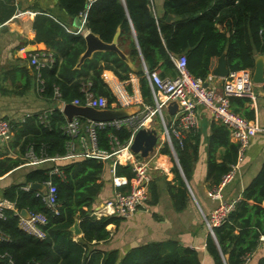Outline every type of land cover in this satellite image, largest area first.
I'll return each instance as SVG.
<instances>
[{
    "label": "trees",
    "instance_id": "1",
    "mask_svg": "<svg viewBox=\"0 0 264 264\" xmlns=\"http://www.w3.org/2000/svg\"><path fill=\"white\" fill-rule=\"evenodd\" d=\"M14 1L0 0V22L15 13ZM58 1L71 16L87 12V27L107 42H111L120 29L119 44L138 67L145 103H153L145 65L149 70L160 68L163 76H175L177 68L172 56L185 53L189 71L206 79L223 52H226L230 70L254 69L257 54L264 53V0H165L166 13L174 15L170 21L166 20L167 15L159 17L156 14L153 0ZM66 25L63 20L43 11L35 16V39L44 41L56 58L52 67H45L42 71L45 80L42 94L54 101L59 98V101L67 103L84 98L85 90L89 88L96 95L106 96L111 106L117 102V97L101 73L104 69H111L121 80H128L133 67L110 50L96 52L77 67L79 57L86 49V40L84 34L71 32ZM57 88L60 97L56 95ZM127 89L133 93L131 83L127 84ZM249 100L247 97H231L232 109L253 118V110L242 109ZM117 106H120L118 102ZM41 114L36 113L27 119L18 130V136L27 135L21 146L22 155L30 145L39 156L66 153L70 135L65 129L67 118L62 109L56 104L46 117L41 118ZM79 119L82 122L81 133H85L88 120L81 116ZM97 135L99 147L112 151V135L124 143L129 139L130 130L106 126L98 128ZM209 146V174L215 184H219L237 161L239 146L230 140L227 126L219 122L212 125ZM219 146L225 147L221 161L212 154V150ZM176 151L180 166L173 159L175 178L174 183L169 182V190L174 206L181 210L192 198L187 180L190 181L192 176L197 144H190L186 139L184 146L176 144ZM159 152L173 157L167 144ZM19 161L16 159L5 166L3 172ZM68 161L60 165L63 175L50 173L54 167L35 168L27 175L26 183L44 184L52 179L57 186L59 214L47 206L38 190L24 189L26 184L14 185L2 194L15 201L19 208L40 211L48 217L45 239L23 230L19 226V217L12 210L6 212V218H0V230L9 238L0 239V253L10 252L15 259L14 264H201L195 249L183 247L172 239L134 246L123 257L117 249H103L101 242H106L111 236L107 226L110 223L119 225L124 218L117 214L99 218L91 215L103 187L105 161L94 157ZM116 174L132 178L135 172L132 165L117 163ZM149 188L154 204L159 199V185L153 181ZM263 201L264 165L245 189L243 197L238 199L235 209L221 225L215 227L216 239L211 235L208 238L207 248L215 264H242L244 257L258 248L260 237L264 235ZM76 219L80 220L83 232L77 239L71 230ZM251 262L252 259L248 264ZM0 264L9 262L0 258ZM257 264H264V255Z\"/></svg>",
    "mask_w": 264,
    "mask_h": 264
},
{
    "label": "crops",
    "instance_id": "2",
    "mask_svg": "<svg viewBox=\"0 0 264 264\" xmlns=\"http://www.w3.org/2000/svg\"><path fill=\"white\" fill-rule=\"evenodd\" d=\"M14 2L17 7L15 13L2 22L3 26H7V29H0V119H8L14 129V134L9 140L0 142V196H3L2 194L14 185L31 184L32 181L26 183L27 175L35 168H55L56 166L60 168V165L70 162L68 159H57L55 161L47 160L38 164H30L25 162L22 155L21 146L27 135L18 136V130L23 127L25 121L35 116L36 113H49L56 104L62 109L61 101L49 99L38 90L36 72L29 64L31 52L49 49L44 41L39 42L35 39L34 20L36 14L43 11L56 19L63 20L67 24V29L71 32H81L85 35L90 30L88 27L85 30H81L76 22V17L79 16L82 20V16L69 15L59 5L58 0H15ZM153 8L159 17L168 15L165 10V0H153ZM28 10L33 13L30 14V12H27ZM172 19H174V15ZM133 32L136 35L134 29ZM118 45L120 46L119 37ZM127 55L131 60L130 55ZM260 56L264 59V53H258L256 58ZM137 69V65L133 63V71L130 72L128 80H121L111 69H104L101 73L103 80L116 95L120 106L131 104V101H134L132 104L142 106L141 102L144 100ZM157 69L161 71L160 68ZM251 70L253 71V69ZM129 83L132 86V94L127 89V84ZM214 84L220 87L222 81L218 79ZM255 90L257 93V114L261 126H264V82L256 83ZM117 102H113L111 107L117 106ZM246 108L253 110L255 114V108L250 100L242 107V109ZM199 114L201 118L199 129L187 137L190 144H197V156L193 163L192 176L190 181L187 180L192 196L187 207L179 210L173 204L169 182L174 183L175 173L173 166L175 157L159 152L158 146L162 142V135L161 127L157 123V127L160 130L155 126L152 127L158 130L159 140L155 151L151 154L152 159L150 161L153 163V168L150 172L151 179L148 182L149 197L146 202L147 207L139 208L134 214L124 217L125 219L119 225L110 223L107 228L111 230V236L106 242H101L103 249H117L120 257H123L134 246L172 239L177 240L183 247L195 249L201 259V264H215L214 258L207 248L208 238L213 235L206 225L205 216L210 214L218 205V200L213 199L210 195L212 189L218 184L213 181L208 167V158L211 152L209 137L212 133L213 123L218 121L203 106H200ZM230 140L234 141L231 135ZM224 152V146H219L212 150V154L216 156L218 161H221ZM78 158H83V156ZM16 159H20L19 163L14 164L10 169L3 172V168L12 164ZM105 164L106 169L102 175L103 187L94 202L91 215L92 211L98 209L103 202L110 199L117 189L112 183V160H107ZM263 165L264 131H259L251 137L244 159L240 163L233 179L224 185L222 190L223 198L226 200L242 198L245 189L259 174ZM180 170L183 174L181 168ZM153 181H156L159 185V199L154 204L151 202V191L149 188L150 182ZM127 188V185L120 187L122 190ZM101 216H98V218ZM78 224L80 227V220ZM73 235L75 239L82 236V229L80 233L73 232ZM213 237L215 238V236ZM263 255L264 241L260 242L258 248L253 252L251 264H257Z\"/></svg>",
    "mask_w": 264,
    "mask_h": 264
},
{
    "label": "built area",
    "instance_id": "3",
    "mask_svg": "<svg viewBox=\"0 0 264 264\" xmlns=\"http://www.w3.org/2000/svg\"><path fill=\"white\" fill-rule=\"evenodd\" d=\"M32 14L33 12L27 11ZM82 21L86 22L87 12L81 13ZM177 74L175 76H163L158 69L149 70L145 65V75L149 81L152 92L153 103L141 102V109L127 117L115 118L113 120L98 121L87 119L85 133H81L82 122L79 116H74L71 121L67 119L65 127L66 132L70 135L67 141L66 153L56 156H39L34 146L30 145L23 155L25 162L30 164H38L43 161L57 159H75L79 156L94 157L99 160H112L111 168L112 183L117 188L113 196L103 202L96 210L92 211V215L101 216L108 214H117L124 217L134 214L139 208L147 207V199L149 197L148 182L151 179V169L149 159L138 157L139 154L131 149L137 131L142 127H154L151 123L156 121L161 127L162 142L158 146L159 149L167 144L171 149L177 163L176 144L184 146L185 141L191 133L197 131L201 125L199 114L200 106L209 110L214 119L219 123H223L230 131L231 137L238 143L237 161L232 164L231 169L223 175L220 184L215 186L210 195L213 199L218 200V205L212 212L205 216L206 225L213 236H215V227L221 225L230 212L236 207L239 198L226 200L223 198L222 190L226 183L230 182L240 163L244 159L245 151L249 145L251 137L259 131H264L261 126L257 114V93L255 90L256 83L253 80V71L251 69L230 70L226 77H218L210 73L206 79L193 75L188 68V59L185 53L178 56H172ZM56 62L54 53L49 49L35 50L30 53L29 64L36 72L38 81V90L43 92L45 89V80L42 71L45 67H52ZM220 79L222 85L219 87L214 83ZM208 82L205 86L204 82ZM56 95L61 96L59 89H56ZM247 97L250 99L255 108L253 118H247L244 115L232 109L231 97ZM61 100L58 98V101ZM172 101L178 103L176 112L171 119L166 118L168 106ZM62 102V106L65 104ZM73 103L90 105L98 108L109 107L108 99L103 95H96L92 90H85L84 98H76ZM61 106V107H62ZM47 116L41 115V118ZM106 126H114L116 129L127 127L130 130L129 139L121 143L117 136L112 135L113 143L112 151L102 149L98 145L97 129ZM14 134V129L8 119H0V142L9 140ZM124 152L127 156L122 158ZM130 162L135 172L132 178L124 175L116 174V164H126ZM180 166V164H179ZM50 173L63 175V170L56 166ZM45 189L38 190V194L42 195L44 202L49 206L55 214H59V202L57 196V186L48 179L45 183ZM127 185L126 190L120 189L121 186ZM24 189H30L31 184L24 185ZM12 210L19 217V226L27 233L39 239H45L47 232L45 226L48 223V217L40 211L28 209V216L22 213L15 201L0 196V218H6V212ZM0 239L8 240V236L0 230ZM261 242L264 241V235L260 237ZM254 252V251H253ZM253 252L248 253L244 257L242 264H248L252 259ZM3 258L14 264L15 259L10 252L0 253Z\"/></svg>",
    "mask_w": 264,
    "mask_h": 264
},
{
    "label": "water",
    "instance_id": "4",
    "mask_svg": "<svg viewBox=\"0 0 264 264\" xmlns=\"http://www.w3.org/2000/svg\"><path fill=\"white\" fill-rule=\"evenodd\" d=\"M173 15L169 13L166 17L167 21H170ZM76 22L80 26L81 30L87 28L86 22H83L81 18L76 17ZM0 29H7V26H3L0 22ZM120 35V29L115 34L111 42L103 40L98 34L89 30L84 35L86 40V49L80 55L77 62V67H80L87 58H91L93 54L97 51H113L116 52L122 59H124L130 66L133 67V63L130 60L129 56L123 51V49L118 45V37ZM213 74L218 77H226L230 68L227 61L226 52H223L217 59V64L213 69ZM253 80L256 83L264 82V59L262 56L256 58L255 68L253 69ZM204 85L207 86L208 82H204ZM178 108V103L172 101L168 106V113L166 118L171 119L172 115L176 112ZM141 109L139 104H127L122 106H109L98 108L90 105L76 104L73 102H67L62 106V111L65 114L66 118L71 121L74 116H81L87 119L106 121L113 120L115 118H123L135 114ZM159 134L158 130L152 127H142L140 128L134 138V141L131 145L133 152L139 154L143 158H148L154 151L155 147L158 144ZM130 165V162L126 163ZM31 188L34 190H43L45 189V184L40 182H32ZM22 213L25 216H28V209L23 208ZM79 219L75 220V223L71 226V230L74 233H80L81 228L79 227Z\"/></svg>",
    "mask_w": 264,
    "mask_h": 264
},
{
    "label": "rangeland",
    "instance_id": "5",
    "mask_svg": "<svg viewBox=\"0 0 264 264\" xmlns=\"http://www.w3.org/2000/svg\"><path fill=\"white\" fill-rule=\"evenodd\" d=\"M134 101H131L130 103L132 104ZM157 123L158 122H156V121H153L151 124L153 125V126H155V127H157L158 125H157ZM159 130H160V128L159 127H157ZM151 157H148L147 159H149V162H151L150 160L152 159V155H150ZM150 165H153V163L151 162V164ZM125 218H123V220H124Z\"/></svg>",
    "mask_w": 264,
    "mask_h": 264
},
{
    "label": "bare ground",
    "instance_id": "6",
    "mask_svg": "<svg viewBox=\"0 0 264 264\" xmlns=\"http://www.w3.org/2000/svg\"><path fill=\"white\" fill-rule=\"evenodd\" d=\"M127 156V152H124V154L122 155V158H125Z\"/></svg>",
    "mask_w": 264,
    "mask_h": 264
}]
</instances>
